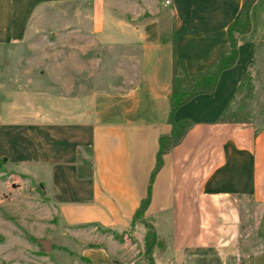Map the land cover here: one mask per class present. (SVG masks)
Returning <instances> with one entry per match:
<instances>
[{
  "label": "crops",
  "instance_id": "crops-1",
  "mask_svg": "<svg viewBox=\"0 0 264 264\" xmlns=\"http://www.w3.org/2000/svg\"><path fill=\"white\" fill-rule=\"evenodd\" d=\"M247 2L0 0V61L41 24L84 40L81 49L97 51L109 75L106 87L86 96L56 100L45 89L25 104L1 99L0 159L40 180L61 226L138 236L143 246L146 228L131 222L147 197L159 138L172 130L173 57L190 75L208 70L228 48V28ZM165 6L174 15L170 32L160 17ZM250 18L236 64L221 73L216 90L175 112L191 124L152 184L145 216L164 244L154 249L155 264H264V126L223 118L246 75L264 66V0ZM85 149L92 170L80 175ZM94 246L81 247L77 263L145 264L136 260V244L109 236Z\"/></svg>",
  "mask_w": 264,
  "mask_h": 264
},
{
  "label": "rangeland",
  "instance_id": "rangeland-1",
  "mask_svg": "<svg viewBox=\"0 0 264 264\" xmlns=\"http://www.w3.org/2000/svg\"><path fill=\"white\" fill-rule=\"evenodd\" d=\"M160 17L170 32L174 23L170 6L160 10ZM47 27H30L20 45L4 52V60L0 61V100L25 104L45 89L57 100L66 94L86 96L95 88L106 87L109 75L97 51H83L84 40L61 37L51 33L55 27ZM224 119L256 128L264 126V66L247 74ZM40 183L0 163V264H79L76 253L81 247L96 245L109 236L136 244V249L141 248L137 262L144 260L147 264L144 244H139L138 236L125 238L124 234L92 225L71 228L72 231L61 226L56 220V206ZM252 207L256 218L258 208ZM40 240H49L51 249H43Z\"/></svg>",
  "mask_w": 264,
  "mask_h": 264
},
{
  "label": "trees",
  "instance_id": "trees-1",
  "mask_svg": "<svg viewBox=\"0 0 264 264\" xmlns=\"http://www.w3.org/2000/svg\"><path fill=\"white\" fill-rule=\"evenodd\" d=\"M257 0H248L242 15L228 28L229 45L228 48L221 51L214 64L206 71L198 72L190 75L186 69L185 63L173 57V77L171 91L168 97L169 102V124L172 126L171 133L161 135L159 138V151L156 157V166L151 174L150 184L147 197L141 202L140 207L136 211L131 226L135 229L138 224L147 228L144 235V251L146 254V263L155 264L153 252L156 247L164 248V244L159 239L153 225L146 219V211L151 202L152 184L157 173L164 165V155L177 144L187 132L191 122L188 119L176 120L174 115L179 107L188 103L193 98L201 94H210L216 90L221 73L233 67L238 59V43L239 37L251 30V8ZM173 34V43L175 38ZM247 76V75H246ZM246 77L244 78V80ZM244 83V81H243ZM241 84L240 88L243 86ZM224 114L223 118H225ZM87 156H84L82 151H79V173L83 175V170H92L91 154L92 151L85 149ZM90 156V157H88ZM6 163L5 159H0V163ZM93 248L94 245H89Z\"/></svg>",
  "mask_w": 264,
  "mask_h": 264
},
{
  "label": "water",
  "instance_id": "water-1",
  "mask_svg": "<svg viewBox=\"0 0 264 264\" xmlns=\"http://www.w3.org/2000/svg\"><path fill=\"white\" fill-rule=\"evenodd\" d=\"M42 248L45 249L46 251H49L51 249V242L49 240H40L39 241Z\"/></svg>",
  "mask_w": 264,
  "mask_h": 264
},
{
  "label": "built area",
  "instance_id": "built-area-1",
  "mask_svg": "<svg viewBox=\"0 0 264 264\" xmlns=\"http://www.w3.org/2000/svg\"><path fill=\"white\" fill-rule=\"evenodd\" d=\"M167 3H169V2H167Z\"/></svg>",
  "mask_w": 264,
  "mask_h": 264
}]
</instances>
